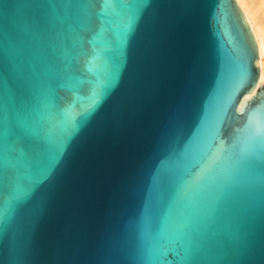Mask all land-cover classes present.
I'll return each instance as SVG.
<instances>
[{
	"label": "water",
	"instance_id": "95a60500",
	"mask_svg": "<svg viewBox=\"0 0 264 264\" xmlns=\"http://www.w3.org/2000/svg\"><path fill=\"white\" fill-rule=\"evenodd\" d=\"M235 0H0V264H264V82Z\"/></svg>",
	"mask_w": 264,
	"mask_h": 264
},
{
	"label": "bare ground",
	"instance_id": "6f19581e",
	"mask_svg": "<svg viewBox=\"0 0 264 264\" xmlns=\"http://www.w3.org/2000/svg\"><path fill=\"white\" fill-rule=\"evenodd\" d=\"M254 37L257 49V84L264 82V0H235Z\"/></svg>",
	"mask_w": 264,
	"mask_h": 264
}]
</instances>
